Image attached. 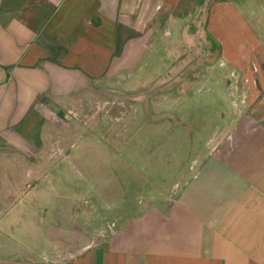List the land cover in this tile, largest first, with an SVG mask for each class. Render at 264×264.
Here are the masks:
<instances>
[{
  "label": "crops",
  "instance_id": "1",
  "mask_svg": "<svg viewBox=\"0 0 264 264\" xmlns=\"http://www.w3.org/2000/svg\"><path fill=\"white\" fill-rule=\"evenodd\" d=\"M171 45L177 63L209 62L204 80L218 58L235 98L177 196L120 219L77 253L31 255L16 245L10 207L20 197L39 201L30 180L47 174L48 144L72 165L63 143L74 110L140 78L157 49L169 55ZM176 67L146 76L157 93L162 80L187 82ZM0 264H264V41L233 0H0Z\"/></svg>",
  "mask_w": 264,
  "mask_h": 264
},
{
  "label": "rangeland",
  "instance_id": "2",
  "mask_svg": "<svg viewBox=\"0 0 264 264\" xmlns=\"http://www.w3.org/2000/svg\"><path fill=\"white\" fill-rule=\"evenodd\" d=\"M233 1L264 41V0ZM175 46L169 55L159 47L140 78L110 85L108 92L102 90L74 110V133L69 144L63 143L73 156L72 165L62 157L63 150L48 144L52 158L44 161L47 174L30 180L31 187L40 186L39 201L20 197L10 207L16 211V245L24 244L31 255L45 249L77 253L106 239L120 219L177 196L210 151L217 125L232 115L235 98L226 84L231 70H221L218 58L204 80L209 62L199 55L177 63ZM175 65L180 71L184 66L187 82L181 86L183 79L162 80L157 93L146 76L167 77ZM194 73L198 76L193 80ZM26 227L28 232L22 233Z\"/></svg>",
  "mask_w": 264,
  "mask_h": 264
}]
</instances>
